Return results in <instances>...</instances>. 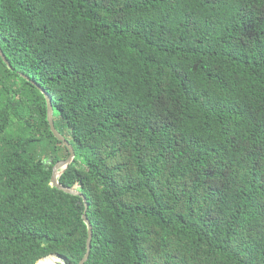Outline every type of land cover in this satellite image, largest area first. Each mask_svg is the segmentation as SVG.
Returning a JSON list of instances; mask_svg holds the SVG:
<instances>
[{
  "label": "trees",
  "instance_id": "16d2710c",
  "mask_svg": "<svg viewBox=\"0 0 264 264\" xmlns=\"http://www.w3.org/2000/svg\"><path fill=\"white\" fill-rule=\"evenodd\" d=\"M0 264H264V0H0ZM26 76L30 82L23 77Z\"/></svg>",
  "mask_w": 264,
  "mask_h": 264
},
{
  "label": "water",
  "instance_id": "95a60500",
  "mask_svg": "<svg viewBox=\"0 0 264 264\" xmlns=\"http://www.w3.org/2000/svg\"><path fill=\"white\" fill-rule=\"evenodd\" d=\"M0 58L3 61V63L9 68V63L7 62V60L5 59L2 51L0 50ZM22 77L30 82V80L26 77L23 76ZM32 85H34L39 91L40 93L43 95L45 103H46V120H47V124L49 127V130L51 132V134L53 135V137L60 141L61 144L67 149L68 151V157L63 160V161H59L56 164H54V166L52 167V172H51V178H50V185L54 188H56L57 190L68 194V195H72V196H76L82 199L83 204H84V214L82 217V220L84 222V224L86 225V229H87V239H86V248H85V253L82 257V259L78 262V264H85V262L88 259L89 256V252H90V244H91V238H92V231H91V226L89 221L87 220V215L85 213V210L87 208L85 199L83 198V196H81L77 191L73 190V189H69L66 187H63L62 185H60L57 181L58 177L64 173V171L67 169V167L73 162L74 160V152L72 147L69 145V143L55 130L54 125H53V110H52V105H51V98L50 96L44 91L42 90L39 86H37L36 84H34L33 82L31 83ZM46 258V257H45ZM44 259V258H43ZM40 261V260H39ZM37 261V263L39 262ZM36 263V264H37Z\"/></svg>",
  "mask_w": 264,
  "mask_h": 264
},
{
  "label": "bare ground",
  "instance_id": "6f19581e",
  "mask_svg": "<svg viewBox=\"0 0 264 264\" xmlns=\"http://www.w3.org/2000/svg\"><path fill=\"white\" fill-rule=\"evenodd\" d=\"M61 260L56 256H49L44 259H41L37 264H61Z\"/></svg>",
  "mask_w": 264,
  "mask_h": 264
},
{
  "label": "rangeland",
  "instance_id": "374dc122",
  "mask_svg": "<svg viewBox=\"0 0 264 264\" xmlns=\"http://www.w3.org/2000/svg\"><path fill=\"white\" fill-rule=\"evenodd\" d=\"M61 260V259H60ZM61 264H62V262H61Z\"/></svg>",
  "mask_w": 264,
  "mask_h": 264
}]
</instances>
